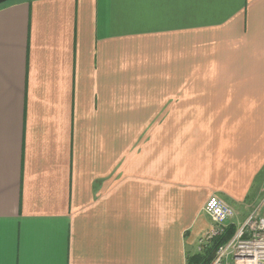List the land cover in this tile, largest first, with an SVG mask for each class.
Wrapping results in <instances>:
<instances>
[{
    "label": "crops",
    "instance_id": "obj_1",
    "mask_svg": "<svg viewBox=\"0 0 264 264\" xmlns=\"http://www.w3.org/2000/svg\"><path fill=\"white\" fill-rule=\"evenodd\" d=\"M261 64L264 0L1 5L0 264H187L213 195L238 229L264 201ZM228 78L255 118L196 119Z\"/></svg>",
    "mask_w": 264,
    "mask_h": 264
},
{
    "label": "built area",
    "instance_id": "obj_2",
    "mask_svg": "<svg viewBox=\"0 0 264 264\" xmlns=\"http://www.w3.org/2000/svg\"><path fill=\"white\" fill-rule=\"evenodd\" d=\"M262 206L261 214L254 212L230 240L219 246L210 264H264V201ZM205 211L214 226L201 237L199 250L214 236L225 232L228 220L235 213L227 202L215 195L206 202Z\"/></svg>",
    "mask_w": 264,
    "mask_h": 264
},
{
    "label": "rangeland",
    "instance_id": "obj_3",
    "mask_svg": "<svg viewBox=\"0 0 264 264\" xmlns=\"http://www.w3.org/2000/svg\"><path fill=\"white\" fill-rule=\"evenodd\" d=\"M245 65L247 66V64H245ZM252 80L253 79L248 78V79H245L244 82H241V84L240 83L236 84L235 82H233V78L232 79L231 78L226 79V81H224V83H223L224 84L223 87H227L229 90V93H230L229 96H226L228 98V101H229L228 102L229 106L220 107L218 105V108L214 109L213 106L198 105L199 107H196V110L194 111V117L196 119H212L215 121H220L222 119H225L228 121L229 120H238V119H240L241 121H247V120H250L252 118H255V116L258 114V109H256L257 105L254 104L255 102H252L253 101L252 99L256 98V96L243 95L240 98L239 97L237 98V96L232 94V90L237 88V87L249 88L250 86H252V83H251ZM220 82H222V81L217 80V81H215V84H217V86H218V83H220ZM225 82H226V84H225ZM213 85L214 84H212V87H215ZM222 85H220V86H222ZM208 86L211 87L210 85H208ZM254 86H255V83H254ZM258 87H264V64H261L260 80H259V86ZM234 98H235V100H236V98L238 99L237 103L239 106H236L233 102H231L232 99H234ZM261 98H264V96H261ZM258 102L261 103L263 101L260 100ZM205 107H212V109H208V108L204 109ZM200 108H202V109H200ZM253 108H254V110H252ZM241 109H243V110H241ZM208 110H211V111H208ZM259 114H260L259 115L260 119H264V111H263L262 107H261V111L259 112ZM186 129H188V128H186ZM220 129L221 128H215V127L214 128H192V130H195V133H193V135H195L196 138H200V136H203L204 134H202V132L204 130L218 131ZM237 129H240V128H231V127L223 128V130H222L223 133H215V136L216 137H218V136L223 137L225 135V131H227V134H228L227 136H236L237 135ZM212 134H214V133H212ZM207 136L211 137V134H207ZM262 208H263L262 203L260 204V203L254 202V203H252V206L250 207L249 211L251 212V214L256 212V214L259 215L262 212ZM241 226L242 225H239L238 229ZM201 235L202 234L195 235L191 239V241H192L191 248L194 247L195 251L200 248L199 246H200V238H201L200 236ZM173 262L175 264H184L182 262H178L175 260Z\"/></svg>",
    "mask_w": 264,
    "mask_h": 264
},
{
    "label": "trees",
    "instance_id": "obj_4",
    "mask_svg": "<svg viewBox=\"0 0 264 264\" xmlns=\"http://www.w3.org/2000/svg\"><path fill=\"white\" fill-rule=\"evenodd\" d=\"M236 230L237 229L233 224L229 225L224 233L214 236L201 250L188 255L187 264H210L215 257L219 246L227 242L235 234Z\"/></svg>",
    "mask_w": 264,
    "mask_h": 264
},
{
    "label": "water",
    "instance_id": "obj_5",
    "mask_svg": "<svg viewBox=\"0 0 264 264\" xmlns=\"http://www.w3.org/2000/svg\"><path fill=\"white\" fill-rule=\"evenodd\" d=\"M9 1H12V0H0V5H1V4H4V3H6V2H9Z\"/></svg>",
    "mask_w": 264,
    "mask_h": 264
}]
</instances>
